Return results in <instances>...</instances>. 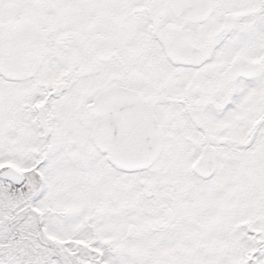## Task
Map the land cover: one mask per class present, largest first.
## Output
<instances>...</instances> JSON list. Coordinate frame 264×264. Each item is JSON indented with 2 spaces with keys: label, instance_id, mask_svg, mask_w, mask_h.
Here are the masks:
<instances>
[{
  "label": "snow or ice",
  "instance_id": "1",
  "mask_svg": "<svg viewBox=\"0 0 264 264\" xmlns=\"http://www.w3.org/2000/svg\"><path fill=\"white\" fill-rule=\"evenodd\" d=\"M0 264H264V0H0Z\"/></svg>",
  "mask_w": 264,
  "mask_h": 264
}]
</instances>
